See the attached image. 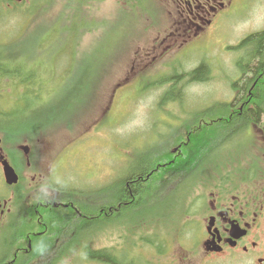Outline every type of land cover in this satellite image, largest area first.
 <instances>
[{"label":"rangeland","instance_id":"374dc122","mask_svg":"<svg viewBox=\"0 0 264 264\" xmlns=\"http://www.w3.org/2000/svg\"><path fill=\"white\" fill-rule=\"evenodd\" d=\"M152 1L27 0L10 5L0 0V127L16 131L13 141L33 149L34 172L43 179L35 184L46 189L50 184L60 193L48 200L72 202L78 214L80 208L97 210L110 201L106 191L128 177L140 156H169L178 142L188 141L193 128L191 152L212 136L209 152L199 155L197 165L191 162L174 177L157 170L148 179L159 188L157 199L135 214L145 215L140 226L132 214L123 221L128 224L118 217L86 237L96 251H129L134 264H188L183 248L191 238H157L166 241L161 253L160 242L149 243L153 235L170 231V236L199 237L197 206L207 203L211 191L240 186L251 171L256 180H264L261 130L251 120L232 133L221 124L248 100L241 89L245 75L238 46L245 36L264 30V0L231 10L206 34L173 37L166 15L148 14ZM202 63L208 77L190 81L188 74ZM29 73L35 78L26 86ZM173 74L184 77V99L162 105L174 84L164 80ZM259 125L264 126V117ZM156 160L154 170L164 165ZM236 160H247L245 170H237ZM166 199L180 203L171 222L168 210L158 205ZM180 227L185 229L176 234L173 229ZM81 256L77 252L73 264H101Z\"/></svg>","mask_w":264,"mask_h":264},{"label":"flooded vegetation","instance_id":"af4514ba","mask_svg":"<svg viewBox=\"0 0 264 264\" xmlns=\"http://www.w3.org/2000/svg\"><path fill=\"white\" fill-rule=\"evenodd\" d=\"M251 1L153 0L151 12L147 11L148 14L153 12L168 17L170 37H173V34L181 35L179 33L199 36L218 28L228 12ZM4 2L10 5L24 3L17 0ZM252 125L260 129L264 137V126ZM20 143L21 140L13 141V136L0 127V264H61L67 259L73 264L77 254L75 247L64 254H61L60 250V253L50 254L51 244L44 247L43 242L55 235V228H52L49 220L63 211L62 223L65 225L78 214L75 205L72 202L55 203L48 200L46 196L58 197L59 190L52 187L48 190L46 186L40 188V184H35L43 179L38 178L34 172L33 149ZM178 144L169 156L160 160L164 165H158L152 171L154 174L167 172L172 165H176L174 162L187 159L186 142L181 141ZM6 162L17 176L16 183L10 184L6 179ZM236 162L237 170H245L247 160ZM262 169L264 171V164ZM251 173L240 182V186L220 187L211 191L207 203L197 206L202 232L199 237H170L191 238L185 241L187 247L182 244L185 246L183 249L187 253L188 264H264V180H256V175L252 176ZM35 196L38 199L31 205L27 204ZM62 200L66 198L62 197ZM201 201H204V198H201ZM78 215L81 216V213ZM87 216L92 218L90 214ZM20 227L26 229H22L20 233ZM15 231L17 233H14ZM73 237L74 233L57 238ZM57 238L56 244L60 245ZM48 253L53 256L46 258ZM59 254L63 256L61 260Z\"/></svg>","mask_w":264,"mask_h":264},{"label":"trees","instance_id":"16d2710c","mask_svg":"<svg viewBox=\"0 0 264 264\" xmlns=\"http://www.w3.org/2000/svg\"><path fill=\"white\" fill-rule=\"evenodd\" d=\"M238 47H239L238 51L242 56L238 62L239 63L238 65H239L240 73L242 75H245V78L241 83L242 84L241 89L243 92L242 93L243 97L245 96L248 97V100L245 101V104H241L244 105L242 107V111H238V114L236 115L233 114L232 117L229 116V118L224 119L223 122L221 123L226 131L229 130L228 132H231L232 129L233 132L235 131L236 127H240L245 124H248L249 120H251L252 123L254 124H259V120L264 117V30L245 36L240 41ZM208 72L209 70L207 66L204 63H202L192 72H190L187 77L188 79H190V81H194V80L201 81L208 77L209 74ZM34 78L35 77L33 76V74L29 73L27 77H25L24 79L25 85L27 86L26 83L29 81H33ZM182 78L181 76L173 74L172 77L166 78L164 80V82L166 83L174 82V84L172 88H170V90H168L161 98L162 105L170 102L183 101L184 97H183L182 86L184 85L183 83L184 81L181 80ZM176 86H181V89H176ZM33 99L35 100V103L37 105L39 106L42 105L41 103L42 100L34 97ZM226 106L224 105L223 107ZM230 107L232 109L235 108L232 106ZM195 130L196 128L190 130V134L188 135L189 136L188 140L191 141V138L194 139ZM16 133H17L16 131L14 132L12 131L9 132V135L11 137L12 136L15 137L17 135ZM202 139H203L202 142L204 143L203 147L201 143H199L196 146V148L194 147L195 150L193 152H191L193 147L192 148L190 147L189 145L190 141H189L187 143V147H188L187 149L189 150L188 152L186 151L187 159L180 160L177 163L174 162L176 166L172 165L167 172H163V173L167 174V176H173V177L179 176V174H182L184 171L188 170V165H191V162L197 165L199 162V155H202L203 153L204 154L208 153L210 150L211 143L214 141L212 136H207ZM152 155L153 154L148 153L146 155L144 154L143 156H140L141 158L136 161V167L134 168L135 171H133L134 170L133 169L127 178L121 180L120 183L112 185L108 188L109 191L107 190L106 192L107 193L110 192L112 198L108 202L105 201L104 205L101 204V206L97 210H93V208L91 207L80 208L81 216L77 214L75 218H72L71 221H67L65 225L62 223V220L57 221L56 217L51 218L49 220V224L52 226V228H55V235L53 237L46 238L43 242L44 247L51 244L49 249L50 254H53L55 252L56 253L61 252V254H64V252L70 251L73 247H75L74 249L76 253L81 252V254L83 255L81 257L87 261H94L101 264H134L133 261L129 258L130 257L129 251L128 252L126 250L117 251V248H114L116 249L115 251L114 249H112V251H103V250L96 251L93 250V247H91L92 238H86V237L90 231H93V233L97 235L96 233H98L101 230V228H106L105 226L110 227L111 225L115 224V220L118 217H120L121 223L128 224V222H123L124 219H127L128 217L132 216V214L133 215L137 214V211L141 208V206L148 204V202L152 198L157 199L156 189L159 188L158 184L155 181L148 182V179L150 177L151 178L155 177L152 171L154 170V165H155L154 161L157 159V157L153 158ZM160 155H158V159H157L158 162L163 158V156L161 157ZM49 187L57 188L50 184ZM159 204L162 207H165L166 210H168L166 214L168 217H170L169 220L171 222L172 221L171 217L175 216L176 214L175 210L179 208L180 203L177 201L172 202L166 199L165 201H161V203H158V205ZM155 207L156 205L152 206L150 209H154ZM173 211H175L174 215H172ZM88 214L92 215V218H89V216H87ZM152 214H153L152 212H149L148 215H152ZM59 216L62 217V215ZM135 216L136 218L134 219L133 223L140 222V219L143 218L145 215L143 217L137 215ZM148 218L151 219L152 217L151 218L148 217ZM144 219L143 221H145ZM151 222L152 224H155L154 220H152ZM138 225L140 226V223H138ZM171 226L172 223L167 227V229L168 228L172 229ZM25 227L24 228L20 227L19 229L20 233H22V231L26 229ZM69 228L71 229L70 232L68 231ZM180 228L181 229L174 228L173 231L176 234H181V232L185 228L183 227ZM65 229L67 230L64 232ZM14 233L17 232L15 231ZM72 233H74L73 238H57L60 235L65 234L66 236H69ZM153 236H154L153 238L155 239L149 241V243L154 244L160 242L162 249L161 253H163V250L165 249L166 241L165 240L163 241L161 239L158 240L157 238H170V237H175L177 235L170 236V231H168V234H165L164 237H162L161 235L159 236L158 234L157 236L155 235ZM56 238L59 239L60 245L56 244ZM44 249L45 248H43V251ZM51 256L53 255H49L48 253L46 254L45 257L49 258ZM62 257L63 256L60 255V260L62 259Z\"/></svg>","mask_w":264,"mask_h":264},{"label":"water","instance_id":"95a60500","mask_svg":"<svg viewBox=\"0 0 264 264\" xmlns=\"http://www.w3.org/2000/svg\"><path fill=\"white\" fill-rule=\"evenodd\" d=\"M19 1H23V0H19ZM4 172L8 183L12 184L17 182V176L13 168L7 162L4 163Z\"/></svg>","mask_w":264,"mask_h":264},{"label":"bare ground","instance_id":"6f19581e","mask_svg":"<svg viewBox=\"0 0 264 264\" xmlns=\"http://www.w3.org/2000/svg\"><path fill=\"white\" fill-rule=\"evenodd\" d=\"M250 89V88H249ZM255 91V90H254ZM253 92V91H252ZM259 101V100H258ZM260 102H262V101H260ZM251 103V102H250ZM249 105V104H248ZM255 108V107H254ZM247 109V108H246ZM238 111H240V110H238ZM236 114V113H235ZM248 115V114H247ZM260 127V126H259ZM133 184V183H132Z\"/></svg>","mask_w":264,"mask_h":264}]
</instances>
